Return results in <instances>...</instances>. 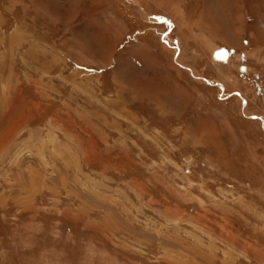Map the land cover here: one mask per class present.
Returning a JSON list of instances; mask_svg holds the SVG:
<instances>
[{
  "label": "rangeland",
  "instance_id": "374dc122",
  "mask_svg": "<svg viewBox=\"0 0 264 264\" xmlns=\"http://www.w3.org/2000/svg\"><path fill=\"white\" fill-rule=\"evenodd\" d=\"M247 2L228 45L194 0H0V264H264Z\"/></svg>",
  "mask_w": 264,
  "mask_h": 264
},
{
  "label": "crops",
  "instance_id": "0c3cea01",
  "mask_svg": "<svg viewBox=\"0 0 264 264\" xmlns=\"http://www.w3.org/2000/svg\"><path fill=\"white\" fill-rule=\"evenodd\" d=\"M175 1V4L178 5L179 3H183L185 0H173ZM196 1L197 5H203L204 7L201 8L200 16L202 17L200 20H203V18L207 19V25L210 26L212 25V29H210L211 34L209 36L219 43H225V44H231L230 42H233L236 36L238 38L242 35V28H241V22L244 19V14L249 11L248 9V2L247 0H194ZM177 9L178 6H176ZM173 12V13H172ZM177 10H170L169 11V18H164L160 20L161 25H165V27L168 26V32L172 31V28L170 26L172 23L175 24V28L177 30H180V24L177 18V14L175 13ZM219 16V19H216V17ZM234 16V17H232ZM159 21V20H158ZM186 33L182 34L180 36L181 41L184 43V46H187V44L192 42V31L193 28H190L189 25L186 23ZM192 30V31H191ZM227 30V31H225ZM235 32V33H234ZM167 37L166 35H162V40H164ZM183 37V38H182ZM196 40V39H195ZM243 42V40H242ZM172 45H175L178 48V42L176 40L175 44L173 40L171 41V47ZM217 48V47H215ZM214 48V49H215ZM227 53V50H230V48L227 47V50L224 49ZM186 51V48H185ZM246 56V54H245ZM241 55L240 60L245 57ZM225 60H228V56L226 54L223 55ZM248 53H247V56ZM230 63H228L229 67Z\"/></svg>",
  "mask_w": 264,
  "mask_h": 264
},
{
  "label": "built area",
  "instance_id": "2783aa9c",
  "mask_svg": "<svg viewBox=\"0 0 264 264\" xmlns=\"http://www.w3.org/2000/svg\"><path fill=\"white\" fill-rule=\"evenodd\" d=\"M130 38H132V36Z\"/></svg>",
  "mask_w": 264,
  "mask_h": 264
}]
</instances>
